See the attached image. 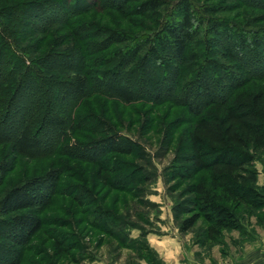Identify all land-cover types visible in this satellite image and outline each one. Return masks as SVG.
Returning <instances> with one entry per match:
<instances>
[{"label":"trees","instance_id":"16d2710c","mask_svg":"<svg viewBox=\"0 0 264 264\" xmlns=\"http://www.w3.org/2000/svg\"><path fill=\"white\" fill-rule=\"evenodd\" d=\"M96 1L130 22L139 18L137 26L152 33L133 39L117 63L89 79L83 75L80 55L73 58L71 53L46 51L43 41L52 33L58 13L52 0H0V120L4 125L0 126V138H10L20 153L39 151L42 137L58 139L71 129V110L89 96L91 87L125 105L173 103L190 117L183 131V147L176 149L181 165L171 176L193 182L188 191L193 211L179 206L181 213L192 212L181 221L179 231L188 232L200 219L206 223L209 241L225 231L238 230L240 210L264 208V189L256 185L255 168L261 157L264 171V62L247 60L249 39L232 30L231 21L219 17L205 20L207 43L191 51L193 43H199L204 22L195 0H176L169 20L161 16L165 0H85V4L88 7ZM242 1L249 4L247 8L264 10V0ZM204 11L210 15L220 12L214 6H206ZM259 18L245 10L238 25L264 20ZM122 33L126 34L120 32L119 37ZM251 38L258 50H264L260 43L264 36ZM150 43L152 48L144 51ZM130 66L136 70L127 72ZM151 73L157 77L146 88L142 76ZM136 78L140 80L137 83ZM12 109L16 111L8 122ZM135 146L118 134L87 145L84 156L94 166V179L109 187L112 171L99 158L131 155ZM130 174L129 182L144 179L135 180L137 172ZM201 174H205L204 181L196 180ZM54 176L47 173L5 194L0 212L7 219L5 231L0 230L5 235L0 237L24 247L39 233L40 212L53 194ZM104 212V218L111 220L110 213L101 209H95L94 216L102 217ZM10 252L0 244V264H18L17 259L5 261Z\"/></svg>","mask_w":264,"mask_h":264},{"label":"rangeland","instance_id":"374dc122","mask_svg":"<svg viewBox=\"0 0 264 264\" xmlns=\"http://www.w3.org/2000/svg\"><path fill=\"white\" fill-rule=\"evenodd\" d=\"M175 1L165 0L162 19H170ZM52 2L53 9L58 7V13H55L52 33L43 41L46 51L57 55L71 53L73 58L80 55L84 60L83 75L89 79L117 63L133 39L152 33L137 26L139 18L135 17L134 22L121 18L113 10L104 8L101 1L88 7L85 0ZM195 3L204 22L199 43H193L191 51L207 43L204 34L209 36V27L205 20L219 17L231 21L230 28L249 39L247 60L264 62L263 47L258 50L251 38L264 36V20L253 26L238 25L245 10L260 18H264V10L247 8L249 4L242 0H195ZM206 6L217 7L220 12L206 14ZM123 31L126 34L119 37ZM152 46L150 43L144 51ZM111 61L114 62L109 65ZM127 69L128 72L136 67ZM190 71L186 72L187 78ZM231 71L236 73L237 69ZM138 74L141 72L137 69ZM61 76L66 77L64 73ZM155 77L154 73L143 75L144 87H151ZM76 104V109L71 110L74 120L71 129L58 139L42 137L40 150L35 153H20L9 142L10 138H0V202L12 187L47 173L55 174L50 186L53 194L40 212L39 233L27 245L19 247L5 240L4 232H0V244L11 250L5 261L17 259L18 264H264V208L240 210L237 213L239 229L225 231L214 241L207 240L203 219L188 232L179 231L181 221L192 214L179 212V206L193 211L192 195L188 193L193 182L171 177L181 165L176 149L183 147V131L190 120L183 108L173 103L156 105L143 101L125 105L92 87L89 96ZM15 111L12 109L8 122L13 120ZM40 116L39 112L35 118ZM0 126H4L2 120ZM116 134L138 146L131 155L99 158L112 171L110 185L105 187L94 179V166L84 156L85 150L92 141ZM261 160L258 157L255 162L256 185L264 189ZM136 172L135 180L144 179L129 182L127 176ZM204 179L205 174L196 178ZM95 209L108 211L112 219L104 218L107 212L95 217ZM6 219L0 212V230L5 229ZM157 241H165L164 246H158Z\"/></svg>","mask_w":264,"mask_h":264},{"label":"crops","instance_id":"0c3cea01","mask_svg":"<svg viewBox=\"0 0 264 264\" xmlns=\"http://www.w3.org/2000/svg\"><path fill=\"white\" fill-rule=\"evenodd\" d=\"M164 242H165V241H163V242H161V241H157V244H158V246L163 247V246H164Z\"/></svg>","mask_w":264,"mask_h":264}]
</instances>
